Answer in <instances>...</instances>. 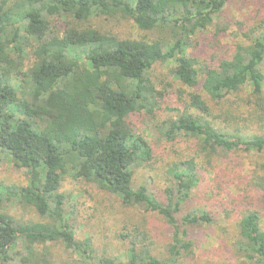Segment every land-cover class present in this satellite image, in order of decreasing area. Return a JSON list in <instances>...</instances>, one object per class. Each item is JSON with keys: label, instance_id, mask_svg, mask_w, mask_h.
Instances as JSON below:
<instances>
[{"label": "trees", "instance_id": "obj_1", "mask_svg": "<svg viewBox=\"0 0 264 264\" xmlns=\"http://www.w3.org/2000/svg\"><path fill=\"white\" fill-rule=\"evenodd\" d=\"M227 2L0 0V161L24 169L27 181L0 187V203L17 202L41 219L22 221L0 210V264H49L36 250L48 243L71 253L66 264H184L194 255L190 230L214 218L194 198L212 199L225 218L237 212L236 252L250 264H264V216L249 207L264 203V163L248 171L216 163L220 153L264 152V132L238 126L264 125V28L249 29L243 34L248 43L236 44L231 57L214 66L200 67L186 53L191 38L213 25ZM94 16L124 17L138 30H158L168 40L54 30L55 18ZM167 62L176 64L174 78L192 92L185 109L162 122L159 132L167 142L191 140L193 155L169 159L161 201L144 184L133 186L134 170L153 158L132 116L158 107L162 94L151 70ZM245 87L248 98L240 96ZM65 178L161 220L169 230L163 248L142 218L115 232L125 246L122 257L97 256L89 237H75L61 191Z\"/></svg>", "mask_w": 264, "mask_h": 264}, {"label": "rangeland", "instance_id": "obj_2", "mask_svg": "<svg viewBox=\"0 0 264 264\" xmlns=\"http://www.w3.org/2000/svg\"><path fill=\"white\" fill-rule=\"evenodd\" d=\"M53 23L54 30L58 32L73 27L107 33L120 39L168 40L165 33L158 30L142 32L131 20L120 16H94L85 21L60 17L55 18ZM256 26L264 28V0H228L213 25L191 38L187 56L194 58L200 67L217 65L221 60L231 57L236 44H247L243 34H247L249 29ZM175 68L176 64L173 62L156 64L152 67L151 81L155 90L162 94L161 99H158V107L153 113L141 112L132 116L136 130L149 144L151 158H153L150 165L134 170L133 186L144 184L161 201H164L162 192L167 186L164 167L169 159L188 158L193 155L191 140L177 137L171 143L167 142L159 132L162 122L176 118L177 114L185 109L187 95L192 92L190 88L174 78ZM261 72L264 78V61ZM262 90L264 94V80ZM196 91L198 92V89ZM240 96L250 97L249 88L245 87ZM208 103L212 105L211 102L208 101ZM238 103H242L241 111L245 113L246 105L244 106L242 101ZM230 126L234 125L230 124ZM238 126H247L254 133L264 132V125L260 124L253 123L250 126L241 122ZM216 158H219L217 164L222 167L225 164L229 165V170L234 168L241 171L243 168L244 171H248L255 162L264 163V152L220 153ZM26 183L24 169L14 167L10 161H0V187H22ZM236 189H234L235 192L239 193L240 185ZM61 191L68 199L66 210L72 211L70 223L74 227L75 237L77 239L89 237L97 256L122 257L125 246L117 239L115 232L128 223L140 222L142 218L147 219L148 229L157 236V239L159 238V241L156 240V246L159 249L163 248L162 244L163 241L166 242L169 230L161 220L150 214L122 206L117 198L100 192L86 182H73L65 178ZM194 203L207 204V209L213 212L214 218L212 223L190 230V235L195 240L194 255L192 259L184 261V264H250L236 252L234 246L237 238L238 213L234 212L229 218H225L212 199L194 198ZM249 207L252 210H259L264 216L263 202L256 200ZM0 210L10 212L18 220L41 221L31 208L17 202L4 200L0 203ZM262 227L264 229V219ZM36 250L40 256L48 260L49 264H66L72 259L71 253L60 244L48 243Z\"/></svg>", "mask_w": 264, "mask_h": 264}]
</instances>
